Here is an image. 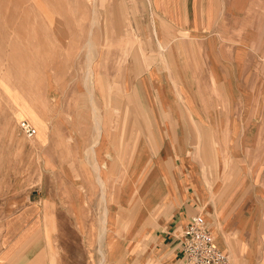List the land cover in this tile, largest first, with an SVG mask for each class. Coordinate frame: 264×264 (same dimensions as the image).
Returning a JSON list of instances; mask_svg holds the SVG:
<instances>
[{"label":"crops","instance_id":"obj_1","mask_svg":"<svg viewBox=\"0 0 264 264\" xmlns=\"http://www.w3.org/2000/svg\"><path fill=\"white\" fill-rule=\"evenodd\" d=\"M140 5L142 48L120 66L104 64L111 50L94 62L98 124L60 134L83 154L78 168L92 152L104 170L109 264H185L180 231L197 214L230 264H264V0ZM72 200L82 232L83 198ZM44 210L14 215L0 264H69L50 250Z\"/></svg>","mask_w":264,"mask_h":264},{"label":"rangeland","instance_id":"obj_2","mask_svg":"<svg viewBox=\"0 0 264 264\" xmlns=\"http://www.w3.org/2000/svg\"><path fill=\"white\" fill-rule=\"evenodd\" d=\"M141 1L147 2L0 0V246L14 215L38 205L43 218L47 206L55 225L45 235L60 260L110 263L107 219L98 217V205L102 211L106 201L104 170L92 152L86 153L87 168H78L83 154L66 142L72 137L60 134L91 132L98 124L94 62L111 50L104 64L110 59L120 66L142 48ZM24 120L35 135L22 130ZM44 132L54 133L52 152L40 143ZM78 194L85 207L82 232L73 231L71 204Z\"/></svg>","mask_w":264,"mask_h":264},{"label":"built area","instance_id":"obj_3","mask_svg":"<svg viewBox=\"0 0 264 264\" xmlns=\"http://www.w3.org/2000/svg\"><path fill=\"white\" fill-rule=\"evenodd\" d=\"M21 127L29 136L36 134V128L28 120ZM180 241L185 264H230L229 255L215 245L210 226L201 214L181 228Z\"/></svg>","mask_w":264,"mask_h":264},{"label":"bare ground","instance_id":"obj_4","mask_svg":"<svg viewBox=\"0 0 264 264\" xmlns=\"http://www.w3.org/2000/svg\"><path fill=\"white\" fill-rule=\"evenodd\" d=\"M105 198H106V197H105ZM105 216H106V215H105ZM106 221H107V220H106ZM104 223H106V222H104ZM103 226L105 227L106 225H103ZM104 227H103V228H104ZM105 228H107V227H105ZM105 228H104V229H105ZM104 229H103V230H104ZM105 230H106V229H105ZM102 233H103V232H102ZM105 233H106V232H105Z\"/></svg>","mask_w":264,"mask_h":264}]
</instances>
